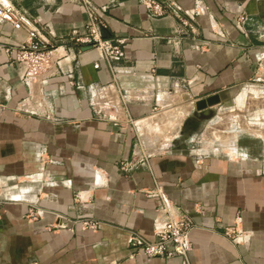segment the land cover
<instances>
[{
    "label": "crops",
    "instance_id": "crops-1",
    "mask_svg": "<svg viewBox=\"0 0 264 264\" xmlns=\"http://www.w3.org/2000/svg\"><path fill=\"white\" fill-rule=\"evenodd\" d=\"M143 1L0 0L24 21L0 19V264H264V139L210 147L215 114L193 118L264 78V0H151L162 16ZM92 9L126 60L76 42ZM31 43L53 59L25 82L15 51ZM167 216L191 220L189 256L132 257Z\"/></svg>",
    "mask_w": 264,
    "mask_h": 264
},
{
    "label": "built area",
    "instance_id": "built-area-1",
    "mask_svg": "<svg viewBox=\"0 0 264 264\" xmlns=\"http://www.w3.org/2000/svg\"><path fill=\"white\" fill-rule=\"evenodd\" d=\"M143 3L148 9H150L154 16L164 15L165 9L162 4H157L151 0H144ZM85 4L89 8L90 4L88 2H85ZM88 11L90 22L87 29L89 35L83 39H77L76 42L96 49L99 51L101 59L108 63L126 60L127 56L123 48L125 44L124 41L102 40L93 30L96 25L102 24L104 18L103 13L105 10L92 9V11ZM173 12L176 15L178 14L174 9ZM0 19L12 23L16 29H21L24 24L22 18L18 16L14 8L11 6L0 7ZM181 21L184 25L191 28L192 31H195L185 20L181 19ZM245 22L246 17L239 16L236 19V26L240 30H243ZM30 36L31 38H35L37 37V33L31 31ZM62 42L65 45L69 41L64 40ZM53 52V47L49 48L48 46L39 43L23 44L17 47L15 51V62L24 70L23 80L29 82L40 77L47 69H49L52 65ZM133 167L134 166L131 165L128 170H132ZM166 207H169L168 201H165V206L161 210L164 211ZM84 226L93 231L100 228V224L95 221L85 222ZM161 227L162 228L156 231V238L154 241H148L139 234H133L130 238V255L132 257L141 255L146 258H166L173 255H179L187 258L192 248L190 233L193 225L191 220L187 217L175 220L167 216ZM225 235L234 243L239 242L240 234L237 231L232 232L231 230H228Z\"/></svg>",
    "mask_w": 264,
    "mask_h": 264
},
{
    "label": "rangeland",
    "instance_id": "rangeland-1",
    "mask_svg": "<svg viewBox=\"0 0 264 264\" xmlns=\"http://www.w3.org/2000/svg\"><path fill=\"white\" fill-rule=\"evenodd\" d=\"M214 114L215 119L210 121V147L214 141L228 144L239 136L257 142L264 139V78L232 89Z\"/></svg>",
    "mask_w": 264,
    "mask_h": 264
},
{
    "label": "water",
    "instance_id": "water-1",
    "mask_svg": "<svg viewBox=\"0 0 264 264\" xmlns=\"http://www.w3.org/2000/svg\"><path fill=\"white\" fill-rule=\"evenodd\" d=\"M221 103V99L219 96H213L206 100L199 101L196 103V115L193 118L196 121H203L204 119H210V117L214 114L213 108ZM193 121H191L192 123Z\"/></svg>",
    "mask_w": 264,
    "mask_h": 264
}]
</instances>
